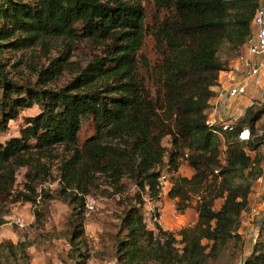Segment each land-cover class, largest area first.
Instances as JSON below:
<instances>
[{
  "label": "trees",
  "instance_id": "obj_1",
  "mask_svg": "<svg viewBox=\"0 0 264 264\" xmlns=\"http://www.w3.org/2000/svg\"><path fill=\"white\" fill-rule=\"evenodd\" d=\"M145 0H0V226L10 205L33 206L56 197L70 209L67 225L72 264H86L85 197L101 179L122 193L136 185L120 217L117 261L121 264H215L231 238L238 239L252 184L261 175L263 134L256 121L264 107H248L227 128L210 124L206 109L215 94L218 56L226 42L239 50L251 33L258 0H153L146 23ZM155 58L142 52L146 36ZM91 39L105 46L63 85L48 86L62 70L52 59L36 79L15 80L3 47L21 49L54 38ZM6 41V42H5ZM36 104L18 130L6 136L9 120ZM94 128L82 143L84 120ZM249 137L241 139L240 131ZM169 138V146L163 139ZM61 148L58 186L37 192L47 180L44 160ZM191 170L181 175V165ZM25 168L21 188L18 169ZM170 183L168 197L179 212H195V223L158 233L144 221L145 196L158 201V177ZM255 240L239 264H264V216ZM207 242L204 243L203 241ZM26 241H0V264H30Z\"/></svg>",
  "mask_w": 264,
  "mask_h": 264
},
{
  "label": "rangeland",
  "instance_id": "obj_2",
  "mask_svg": "<svg viewBox=\"0 0 264 264\" xmlns=\"http://www.w3.org/2000/svg\"><path fill=\"white\" fill-rule=\"evenodd\" d=\"M145 9H147L146 23H150L151 16L154 12L152 9L153 0H145ZM6 42V41H5ZM153 41L150 36H146L142 52L147 53L148 58H155L152 51ZM226 42H223L218 48V56L221 60L230 61L234 56L243 51L241 46L239 50H231ZM3 57L10 71V75L17 81L22 78L35 80L37 71L49 67L52 59H55L56 64L62 66L61 73L48 83V86L57 88L66 83L76 73L78 67H83L91 61L94 56H106L105 46L101 42L91 39L76 40L70 38H54L45 40L43 43H37L15 49L12 47H3ZM212 105L206 109L208 119L212 120L210 112ZM252 107H264V101L259 102ZM38 111V106L34 104L30 108L23 109L17 119L9 120L12 131L18 130L22 123V119L26 115H33ZM264 112V111H263ZM245 114V113H244ZM244 116V115H242ZM218 121V120H217ZM264 131V113L261 118L256 121V132L263 134ZM94 132L92 122L87 119L81 124L78 137L79 143H82L90 134ZM2 136V135H0ZM169 143V138L163 139V144L166 146ZM261 152L264 151V140L260 146ZM62 149L55 148L52 150L51 156L45 157L44 160L50 166L51 176L47 180L37 183L36 189L39 194L42 190L48 191L51 195L54 194L58 186V173L56 165L61 155ZM190 168L181 165L178 172L181 175L189 176ZM25 168H20L16 174V186L21 188L24 181L23 173ZM263 176V178L261 177ZM260 181L257 182L258 179ZM252 184V190L249 195V205H259L264 203V168L260 177ZM136 190V185L131 181H126L125 189L122 193L114 190L110 185L105 184L101 179L96 181L91 191L86 196V201H89V212L83 215L84 223V239L86 243V251L89 255L86 264H121L117 261V241L121 237L119 233L120 217L126 203L133 200V193ZM168 192L161 193L158 201H151L145 196L146 204L143 210L145 215L149 208L153 206L161 207L164 213V226L170 228L169 232H174L180 227L195 223V212L193 208L186 209L180 213L178 218H172L170 213L175 208V199H170ZM40 197H37V205L42 209V224H34L33 206L27 202H18L10 205V212L6 216V222L0 226V241L10 240L13 243L17 241H26L30 245L26 248L29 255L30 264H72L73 260L69 258V244L67 237L69 235V227L67 225L70 209L65 202L56 197L46 199L40 202ZM246 209L248 217H251ZM264 209V207L262 208ZM23 215L27 218L26 226H19L15 222V217ZM261 219L253 218L251 223L253 229L248 231L244 228H238L239 238H231L228 244L222 249L215 264H239L245 255L249 252L256 236L257 228L261 224ZM240 229V230H239ZM204 243L207 241L204 240ZM15 263V262H13ZM12 263V264H13ZM209 264H214L212 261Z\"/></svg>",
  "mask_w": 264,
  "mask_h": 264
},
{
  "label": "built area",
  "instance_id": "obj_3",
  "mask_svg": "<svg viewBox=\"0 0 264 264\" xmlns=\"http://www.w3.org/2000/svg\"><path fill=\"white\" fill-rule=\"evenodd\" d=\"M264 0H258L259 5L256 6L253 17L250 22L251 33L247 40L242 45L243 51L233 57L227 62L225 69L220 70L217 79V86L220 92L225 95L226 103L219 109L220 113H223L224 119L220 123L222 127L227 128L228 125L239 119L246 108L251 105H256L259 102L264 101ZM245 100V102L243 101ZM219 104L212 105V109H216ZM210 124H213L209 120ZM12 132L10 123H8V130L5 135L8 136ZM246 133L243 134V133ZM241 139H247L249 137L248 130L243 129L239 133ZM264 155V151L262 152ZM262 167L264 168V161ZM260 177V176H259ZM170 183L163 175L158 177V188L160 196L161 193L168 192ZM86 201V197H85ZM89 201L85 203L84 214L89 212ZM251 218L264 216V209L259 205H250L248 208ZM180 213L175 205L174 210L170 213V216L174 219L180 216ZM164 213L161 207L153 206L149 208L148 212L144 216V221L147 224V228L158 233V227L162 230L168 231L170 228L164 226ZM15 222L19 226H26L28 224L27 218L23 215L15 217ZM185 226V225H184ZM183 227V226H182ZM181 228V227H180ZM168 229V230H167ZM258 229V228H257Z\"/></svg>",
  "mask_w": 264,
  "mask_h": 264
},
{
  "label": "crops",
  "instance_id": "obj_4",
  "mask_svg": "<svg viewBox=\"0 0 264 264\" xmlns=\"http://www.w3.org/2000/svg\"><path fill=\"white\" fill-rule=\"evenodd\" d=\"M212 90H213V92H215V94L213 95V97L210 101V105H214V103L219 104V105L216 109L215 108L212 109V111L210 112L211 113L210 117L212 120L215 119V122H221L222 120H225V119H224L223 113H220L219 109L222 108V105L224 103H226L225 95L222 92H220L219 87L217 85L213 86ZM243 101L245 102V100H243ZM184 166H186V165H184ZM189 171H190L189 174H191L190 169H189ZM261 177L263 178V176H261ZM260 180H261V178L258 179L257 182ZM262 190H264V189H262ZM261 206L263 208L264 203H261ZM241 218H242V222H241L240 229L244 228V230H248V231L250 230V232H251V230L253 229V224L251 223V220H253V218L248 217L246 212H244L242 214Z\"/></svg>",
  "mask_w": 264,
  "mask_h": 264
},
{
  "label": "water",
  "instance_id": "obj_5",
  "mask_svg": "<svg viewBox=\"0 0 264 264\" xmlns=\"http://www.w3.org/2000/svg\"><path fill=\"white\" fill-rule=\"evenodd\" d=\"M262 4H263V7H264V1H263V3H262Z\"/></svg>",
  "mask_w": 264,
  "mask_h": 264
},
{
  "label": "bare ground",
  "instance_id": "obj_6",
  "mask_svg": "<svg viewBox=\"0 0 264 264\" xmlns=\"http://www.w3.org/2000/svg\"><path fill=\"white\" fill-rule=\"evenodd\" d=\"M243 134H245L246 135V133L244 132Z\"/></svg>",
  "mask_w": 264,
  "mask_h": 264
}]
</instances>
